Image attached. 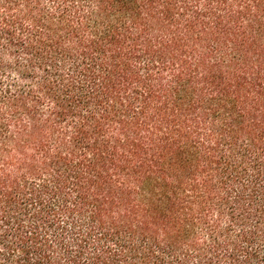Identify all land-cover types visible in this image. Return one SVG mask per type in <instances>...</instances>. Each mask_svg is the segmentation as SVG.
Returning <instances> with one entry per match:
<instances>
[{
  "label": "trees",
  "instance_id": "trees-1",
  "mask_svg": "<svg viewBox=\"0 0 264 264\" xmlns=\"http://www.w3.org/2000/svg\"><path fill=\"white\" fill-rule=\"evenodd\" d=\"M0 264H264V0H0Z\"/></svg>",
  "mask_w": 264,
  "mask_h": 264
}]
</instances>
